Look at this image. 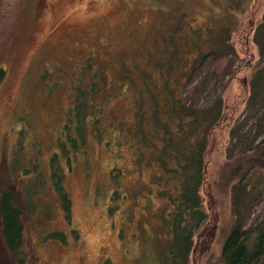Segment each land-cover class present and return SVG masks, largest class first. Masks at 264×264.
<instances>
[{
	"label": "rangeland",
	"instance_id": "1",
	"mask_svg": "<svg viewBox=\"0 0 264 264\" xmlns=\"http://www.w3.org/2000/svg\"><path fill=\"white\" fill-rule=\"evenodd\" d=\"M231 1L0 0V195L12 190L24 233L12 255L0 215V264H166L173 233L163 215L172 206L161 191L177 181L157 182V166L140 165L136 148L116 132L119 122L125 132L133 127L130 94L111 98L103 141L90 130L74 146L69 138L77 128H64L79 81L86 85L104 67L114 84L119 67L131 66L143 44L159 50L152 30L164 26V3L188 30L235 26L230 40L239 54L224 61L223 84L214 81L204 96L222 94L227 109L207 154L201 191L209 219L196 235L191 264H221L237 222L247 230L264 222V185L254 193L239 190L251 165L249 182L264 183V83L253 86L264 67V26L257 33L264 0L232 12Z\"/></svg>",
	"mask_w": 264,
	"mask_h": 264
},
{
	"label": "trees",
	"instance_id": "2",
	"mask_svg": "<svg viewBox=\"0 0 264 264\" xmlns=\"http://www.w3.org/2000/svg\"><path fill=\"white\" fill-rule=\"evenodd\" d=\"M248 2L250 0H232L230 11H245ZM159 9L165 23L160 29L152 30L155 33L153 42L159 45V50L148 51L145 49L147 45L143 44L144 49L132 56L131 66L124 63L119 67L121 70L114 84H110L111 79L106 77L104 67L93 72L86 85L79 81L72 87L73 98L64 128L66 132L70 125L77 128L75 138H69L74 146L80 140L84 143L85 134L90 130L99 142L103 141L104 112L111 98L120 96L121 90L130 94L133 127L125 132L119 122L115 125L116 132L126 137L127 145L136 148L133 149L134 156L140 165L148 161L157 166V182L166 184V176L177 181L173 188L166 186L161 191L168 200L167 204L172 206L166 207L163 215L164 221L171 223L173 233L166 264H191L196 235L209 219L201 191L206 183L207 154L213 132L227 109L222 94L213 99L204 96L214 81L220 79L223 84L220 74L224 61L235 60L239 54L230 40L235 26H190L188 30V22L181 27L178 25L179 12L168 10L165 3ZM262 26L264 24L258 27V34ZM90 66V62L84 65L80 69L82 74L88 72ZM262 82L264 67L255 73L254 90H258ZM86 119L88 124L84 126ZM61 146L63 150V144ZM52 162L55 161L52 159ZM255 168L251 165L239 185V190L245 194L254 193L264 185L260 181L249 182V175ZM54 169L52 174L55 177L58 170ZM60 180L56 181V186L69 208V198L60 186ZM22 214L14 203L12 190L3 191L0 195L2 234L12 255L17 254L23 245ZM262 223L247 230L237 222L223 245L221 264H264Z\"/></svg>",
	"mask_w": 264,
	"mask_h": 264
}]
</instances>
